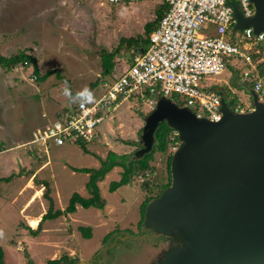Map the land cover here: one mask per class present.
I'll return each instance as SVG.
<instances>
[{"label":"rangeland","instance_id":"374dc122","mask_svg":"<svg viewBox=\"0 0 264 264\" xmlns=\"http://www.w3.org/2000/svg\"><path fill=\"white\" fill-rule=\"evenodd\" d=\"M164 6L163 0L115 3L108 0H0V55L11 56L24 50L37 58L41 75L48 70L55 71L42 80L35 76L33 65L25 67L17 64L11 70L0 67V140L7 145L5 151L0 153V177H4L5 168L14 176L9 181L0 180V186L4 182L11 185L10 191L2 192L0 187V244L5 251V264H27L25 250L34 256L37 264L44 260L42 258L46 257L44 262H47V256L56 257L58 253L70 256L72 249L77 259L87 258L98 249L109 232L138 227L142 218L140 205L146 195L141 185L143 180L150 177L153 192L160 189L157 184L168 181L167 157L173 152L170 148L166 152L156 150L150 162L154 167L152 175L147 177L144 173H135L129 183L115 191L110 190L111 182L122 177L124 167L118 163L120 158L110 153L109 146L113 151H125L132 145L129 141L135 140L140 133L144 122L141 115L150 110L147 98L152 97L146 88L140 90L138 100L122 102L107 116L99 128L102 135L100 141L85 146L69 143L57 146L50 142L48 150L32 142L35 133L53 123L63 108L82 99L76 95L77 92L85 87L90 89L94 83L91 87L94 100L102 95L104 79L112 77L105 76L103 71V50L114 51L122 37L137 38L146 48L149 45L147 24L157 19ZM243 40L249 41L247 38ZM257 44H244L243 48L249 47V52H254ZM114 58L118 65L113 72L116 76L126 71L127 58L129 62L133 60L124 47ZM246 69L249 68L245 61L233 55L227 58V67L223 72L207 75L204 83H218L220 79L226 81L235 71L242 76ZM227 83L230 98L237 105L249 107L252 104L246 85L237 87L229 80ZM248 85L252 86L249 81ZM65 87H69L73 95L65 96ZM67 159L69 164L63 169V162ZM50 160L54 161V178L48 164ZM112 162L116 165L103 176L101 170ZM70 164L88 167L89 170L77 169L72 172L68 166ZM22 175L24 177L20 179ZM27 183L29 187L44 191L42 197L44 205L45 202L48 205V208L45 205L46 211L50 206L51 183L57 192L54 191V209L68 206L73 194L90 198L95 192L92 188L97 185L104 204L89 208L77 204L73 221L61 216L53 221L61 220L62 224L58 222L48 227L47 220L43 221L38 235L47 231L52 237L66 236L61 241L45 242L42 237L29 234V230L21 224L24 222L38 229L37 217L28 215H41L45 212V206L39 204V211L28 213L25 210L35 203L38 192L34 190L30 202L22 211L10 201V195ZM48 189L47 197L45 193ZM79 226L89 227L92 236H84ZM132 249H137L136 244Z\"/></svg>","mask_w":264,"mask_h":264},{"label":"water","instance_id":"95a60500","mask_svg":"<svg viewBox=\"0 0 264 264\" xmlns=\"http://www.w3.org/2000/svg\"><path fill=\"white\" fill-rule=\"evenodd\" d=\"M245 16L233 2L234 27L264 33V0H250ZM253 108L231 106L227 88L219 120L156 94L142 113L143 125L129 160L143 158L165 122L178 134L170 165L171 184L146 205L137 249L119 264H264V101L244 81ZM79 259L77 264H89Z\"/></svg>","mask_w":264,"mask_h":264},{"label":"built area","instance_id":"2783aa9c","mask_svg":"<svg viewBox=\"0 0 264 264\" xmlns=\"http://www.w3.org/2000/svg\"><path fill=\"white\" fill-rule=\"evenodd\" d=\"M109 2L134 0H108ZM166 10L149 36V45L135 50L132 62L120 75L103 81L104 92L92 103L82 98L72 106L63 108L57 119L36 132L32 140L44 146L94 143L100 136L99 128L107 116L122 102L138 100L140 90L146 88L152 97L147 98L150 109L155 96L179 97L183 105L190 106L198 116L219 120L222 117L219 90L210 89L202 81L207 75L223 72L227 58L237 55L252 64L244 44L264 41V33L255 34L252 28L234 27L233 2L237 1L245 16L253 13L250 0H163ZM244 38L249 41L243 42ZM243 42V44H242ZM252 69L244 72L245 78L264 101V82ZM236 110L246 109L237 105ZM248 110V109H247ZM170 149L178 147V134L173 131Z\"/></svg>","mask_w":264,"mask_h":264},{"label":"trees","instance_id":"16d2710c","mask_svg":"<svg viewBox=\"0 0 264 264\" xmlns=\"http://www.w3.org/2000/svg\"><path fill=\"white\" fill-rule=\"evenodd\" d=\"M165 10H166V6H164V8L160 11V13L157 16V19L154 22L147 24V33L149 34V36H150V33L153 31V29L157 26ZM148 41H149V38L147 42ZM140 44L142 43L137 38L132 39V38L122 37L119 43V46L114 51L107 52L103 50V52L101 53V58H102V67H103L105 76L114 75L113 72L115 70V67L117 66L114 57L117 55V53L120 52V49L122 47H124L126 51L129 52L133 58V56L136 55V52H135L136 47L140 46ZM249 53L251 55L252 64L247 63L244 60L245 63L247 64L249 69H252V72H251L252 75H258L259 77L263 79L264 78V41L257 44V48L254 52H249ZM17 64H22L25 67H28L29 65H33V68H34L33 72L35 76L42 80L47 79L48 77H50L52 73L55 72L54 70H48L46 73L41 75L40 69L37 63V58L31 54H28L24 50H21L16 54H12L11 56L0 55V67L5 68L6 70H11ZM93 84H91V87ZM91 87H90V90H91ZM173 99H175V101H177L180 105L184 104L182 101L179 100L180 98L177 96H174ZM231 106L235 108L237 106V102L231 99ZM173 131L174 130L171 127H169L165 122L161 123V125L156 131L157 143L155 145L154 150L146 154L143 158H140L137 160H129L127 154L117 155L111 151L110 153L115 154L116 156L120 158L118 163L123 165L124 171L122 173V177L118 181L111 182L110 190L115 191L121 185L129 183L135 173L140 172L139 175L144 173V175H146L147 177L152 175L154 173V167L151 166L150 162L154 159V154L156 150L161 151V152H166L167 150H169L171 144L175 143L173 140H171V135H170ZM129 143H131V141H129ZM81 146H85V145L81 143ZM5 149H6L5 143L0 140V151H3ZM172 155H173V152L169 153L167 157L168 181L166 183H162L159 185L157 184V186L160 188L158 191L153 192L154 191L152 187L153 182H151L150 177H148L147 180H143L141 182L142 188L146 190V195H145L143 202L140 205V208H141L140 211L142 213L140 224H142L141 222H143L146 205L149 202V200L155 197H158L161 194V192L171 184L172 177H171L170 165L172 161ZM109 156H111V154H109ZM115 165H116L115 162H112L108 166H105L104 170H101L103 171L102 172L103 176L105 175V173L111 170ZM81 170L88 171L89 169L82 168ZM11 177L12 176L2 178V179L9 180ZM92 181L94 182V180ZM45 185L48 186V183H46ZM93 190L95 192L92 193L93 195L90 198H83L78 194H73L69 205L64 210L54 209L53 199L49 197L50 206L46 214L43 215L42 221H45L47 219H55L61 215H67L69 213L75 212L77 210V204H81L82 206L86 208H89L92 205L102 206L104 204V201L101 200L98 185L97 187L92 188V191ZM49 192H50V189H48L47 192L45 193L47 197L49 196ZM24 225L29 230V234L33 236L38 235L39 231L42 228V225H40L38 229L35 230L27 224H24ZM78 229L82 231L84 236L89 237V238L92 236V230H90L89 227L79 226ZM25 256L27 257V261H28L27 264H37L27 250H25ZM68 258H69L68 255H63L58 259H49L48 264H60L63 260H66ZM0 264H5V251L1 244H0Z\"/></svg>","mask_w":264,"mask_h":264},{"label":"crops","instance_id":"0c3cea01","mask_svg":"<svg viewBox=\"0 0 264 264\" xmlns=\"http://www.w3.org/2000/svg\"><path fill=\"white\" fill-rule=\"evenodd\" d=\"M141 45V44H140ZM136 50H138V51H141V47L140 46H138V47H136ZM118 66V65H117ZM116 66V67H117ZM115 67V68H116ZM247 70V69H246ZM245 70V71H246ZM244 71V72H245ZM244 72H243V75L242 76H240L241 74L237 71H235V72H233V74H231L230 75V78L228 79L234 86H237V87H243L245 84H244V81H246L247 79L245 78V76H244ZM113 76V75H112ZM206 78H208V77H206ZM206 78L204 79V80H206ZM204 80H203V84L204 85H207L210 89H216V90H219L220 88H229V86H228V80H226V81H224V80H219V82L218 83H215V82H213V83H209V84H207V83H204ZM248 82V81H247ZM250 82V81H249ZM251 83V82H250ZM238 105H241V104H238ZM241 106H243V105H241ZM246 110L247 109H251V108H253V105L252 104H250V106L249 107H245V106H243ZM137 138V137H136ZM135 138V139H136ZM100 140H102V135L100 134V136H99V138H98V140L97 141H100ZM1 141H3L4 143H5V141L4 140H1ZM55 145V144H54ZM90 145V144H89ZM131 145V144H130ZM7 145H6V143H5V147H6ZM57 146H59V145H57ZM130 148H127L125 151H118V150H112V147L111 146H109V149L111 150V151H113L115 154H117V155H122V154H129V153H131V152H133L135 149H136V147L133 145H131V146H129ZM114 149V148H113ZM124 150V149H123ZM5 150H3V151H0V153H2V152H4ZM54 161L53 160H50L49 162H48V164H49V166H51V172L53 173V178H54V175H55V168L53 167V163ZM46 163V162H45ZM67 164H69V161H68V159H67V161H64L63 162V165H62V168L63 169H66L67 168ZM71 169V171L72 172H75V171H77V169H82V168H86V169H89L88 167H76V166H74V165H68ZM23 168V167H22ZM11 169L12 168H10V171H11ZM4 172V174H3V176L4 177H0V180H4V181H9L10 179H12L14 176L11 174V173H9L8 171V168H5L4 170H3ZM9 173V174H8ZM11 174V175H10ZM7 175H9V176H13V177H11L9 180H5V179H2V178H6V177H9V176H7ZM24 176L22 175V176H20V179L21 178H23ZM22 180H24V179H22ZM26 182V179H25V181L23 182V183H25ZM5 184L3 185V186H0L1 187V191L2 192H4V190H9V189H11V185L9 184V182H4ZM23 185V184H22ZM21 185V187L16 191V193L15 194H13V195H10L11 197H10V201H11V203L13 204V205H16V207H17V209L18 210H20V211H22L24 208H25V206H26V203H29L30 202V200H31V197H32V195L34 194V190H35V192L37 193V194H35L36 195V199H35V203L30 207V209H27V208H25V210H28L27 212L29 213V212H34L35 210H40L41 208H40V205L39 204H41V205H44V200H43V197H44V191L43 190H41V188H36V187H29V184L27 183L26 185H23L22 186ZM28 185V186H27ZM10 191V190H9ZM55 191V189H54V184H52L51 183V197H52V199H53V202H55V195H54V193L56 192H54ZM57 193V192H56ZM1 193H0V198H1ZM43 196V197H42ZM17 200V202H15ZM21 202L22 204H23V206H20V205H22V204H20V205H18V202ZM56 204V203H55ZM36 205V206H35ZM45 205H47L46 204V202H45ZM44 205V206H45ZM67 207V206H66ZM66 207H61V208H57V209H61V210H64ZM34 208V209H33ZM47 208H48V205H47ZM33 209V210H32ZM45 212H43L41 215H39V214H36V215H32V214H30L29 213V215L28 216H32V217H37V219H36V222H38L39 221V223H38V226H40L41 225V223H43V221H42V218H43V215L44 214H46V206H45V210H44ZM77 211V210H76ZM75 211V212H76ZM75 212H72V213H69V214H67V215H61V216H63L65 219H71L72 221L74 220L73 219V217H74V213ZM20 213V212H19ZM21 214V213H20ZM25 214H23L22 215V217L24 216ZM61 216H59V217H61ZM59 217H57V219L59 218ZM28 219V218H27ZM54 219H47V227L49 226V225H52V224H56V223H58V222H60L61 220H57V221H53ZM62 222V221H61ZM60 222V223H61ZM21 224L22 225H24L25 223L24 222H21ZM62 224V223H61ZM35 229V228H34ZM39 237H42L44 240H45V242H51V241H61L62 240V238L64 237H66V236H64V235H61V237H57V236H53L52 237V235L51 236H49V234L47 233V231H46V233L44 232V233H42L41 235H38ZM78 248V247H77ZM78 250H79V248H78ZM76 252H74V249H72V250H70V252H69V255L70 256H73L74 254H75ZM51 254V253H50ZM32 255H34L33 254V252H32ZM6 257V256H5ZM32 257H34V256H32ZM61 257V254L59 255V253L57 254V256L56 257H53V256H47V258L48 259H58V258H60ZM35 259V258H34ZM42 259H46V257H44V258H42ZM44 260H40V262H39V264L41 263V262H44ZM38 262V261H37ZM45 264H47V262L45 261L44 262Z\"/></svg>","mask_w":264,"mask_h":264},{"label":"flooded vegetation","instance_id":"af4514ba","mask_svg":"<svg viewBox=\"0 0 264 264\" xmlns=\"http://www.w3.org/2000/svg\"><path fill=\"white\" fill-rule=\"evenodd\" d=\"M141 233L142 224H140V220L136 229L126 228L121 231L115 229L114 232H109L104 236V240L101 242L98 249L90 256L83 259L90 258L89 264H119L122 260V256H124L130 248H133L134 244L138 246L146 240L145 238H140ZM79 259L75 256H69L68 259L63 260L60 264H77Z\"/></svg>","mask_w":264,"mask_h":264},{"label":"clouds","instance_id":"9594fccd","mask_svg":"<svg viewBox=\"0 0 264 264\" xmlns=\"http://www.w3.org/2000/svg\"><path fill=\"white\" fill-rule=\"evenodd\" d=\"M65 84H67L66 81ZM63 94L67 97H70L72 95V92L69 87H65L63 90ZM76 95L79 97H83L86 103H92L94 101L93 92L88 87L83 88L81 91L77 92Z\"/></svg>","mask_w":264,"mask_h":264}]
</instances>
